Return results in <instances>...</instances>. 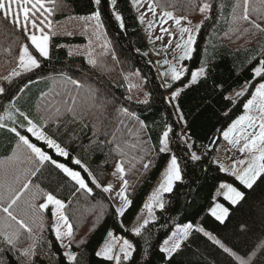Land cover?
Listing matches in <instances>:
<instances>
[{"label":"trees","instance_id":"trees-1","mask_svg":"<svg viewBox=\"0 0 264 264\" xmlns=\"http://www.w3.org/2000/svg\"><path fill=\"white\" fill-rule=\"evenodd\" d=\"M152 2L160 12L172 10L191 20L199 16L203 3L211 5L196 34L191 59L184 61V76L169 88L157 73L130 0H115V5L112 0H101L100 5L94 0H51L49 57H41L40 68L31 71H19L22 47L28 45L34 53L28 34L0 17V86L5 88V93L0 94V115L29 95L33 100L24 99L21 112L38 126L47 124V134L92 173L89 176L78 165L32 138L26 132L27 122L22 116H19L21 123L18 119L15 124L5 119L9 124L0 128V182L18 190L25 180H31L15 211L33 232L30 237L23 233L22 243L15 250L3 243L0 235V264H68L53 231L51 208L43 211L38 208L46 198L36 195L33 199L39 191L36 185L64 202L62 210L73 231L68 243L70 239L78 264H116L96 255L110 231L134 245L131 258L122 260L121 264H238L235 257L248 259L253 252L252 264H264V176L258 177L251 189L246 188L233 175L221 171L215 160V145L208 146L213 135L220 134L243 114V105L251 98L257 83L264 80L253 74L259 61L264 59V32L250 22L255 21L264 28V2L248 0V21L241 19L244 0ZM97 10L103 25L99 37L93 31L96 21L90 19ZM114 13L122 17L123 27ZM102 43L108 45L109 54L99 57ZM89 54L100 59L102 66L93 67ZM202 65L207 75L180 90L179 96L171 100L168 91L186 85L191 73ZM13 71L20 74L13 77ZM137 72L139 76L134 75ZM4 77H10L11 83ZM68 78L78 81L80 87ZM244 84L247 89L243 96L230 97ZM130 85L137 87L129 90ZM65 94L76 97L75 116L65 112L62 105L60 114L54 110ZM122 109L135 115L125 114ZM12 125L52 159L80 171L93 192L77 191L74 181L47 162L39 172L30 175L36 161L30 159L29 150L8 130ZM169 125L173 130L169 148L178 158L183 179L174 184L171 193L164 194V208L157 210L154 220L136 236L130 225L169 157V153L159 152L160 137ZM181 131L187 133L183 139ZM189 144L191 151L201 156L199 161L190 159ZM118 161L125 169L123 177L128 181L126 196L130 201L123 216L115 214L108 194L91 183L95 177L103 186ZM148 161L151 166L144 170L143 163ZM16 176L20 177L19 182ZM223 182L237 188L243 199L233 205L223 196L218 197L228 209L221 223L209 209ZM33 204L37 206L35 211ZM6 222V214L0 212V229ZM189 223L194 227L188 238L167 258L160 251L161 242L175 227ZM197 227L211 233L235 256L224 252L202 232L195 231ZM30 245L35 246V254L20 255Z\"/></svg>","mask_w":264,"mask_h":264},{"label":"snow or ice","instance_id":"snow-or-ice-1","mask_svg":"<svg viewBox=\"0 0 264 264\" xmlns=\"http://www.w3.org/2000/svg\"><path fill=\"white\" fill-rule=\"evenodd\" d=\"M134 2H138V0H134ZM264 2V0H262ZM96 5L101 4V0H94ZM248 0H244V14L241 19L248 21L249 14L247 8ZM112 4L115 5V0H112ZM148 11L156 16V9L152 4L147 6ZM41 9H44L43 0H0V17L4 19H8L13 25L18 26L23 29V31L28 34V26L31 25V28L36 31H42L38 27L36 17L37 12ZM211 9L210 3H203L202 7H200V12L204 13ZM51 14L50 9H45ZM115 19L117 21H121V27H123L122 17L118 13H114ZM90 19L96 21L94 26V35L98 37L101 35L100 29H102V21L100 11L97 10ZM163 23H166L168 19H174L176 25H181L182 19L184 18H174L172 12L164 11L162 16L160 17ZM141 22H143V14L141 15ZM257 30L264 32V28H261L259 23L255 21H250ZM43 23V21H40ZM152 27L151 22L149 23V28ZM162 32H168V29H161ZM247 31V30H246ZM185 34H187V39L184 44L177 43L176 49H183L182 54L178 56L179 61H183L185 59H191V53L194 51L193 45L195 43V36L192 30L188 27H180V36L181 39H184ZM169 35L171 33L169 32ZM157 39H161V37H157ZM28 40L31 43V46L34 48V53L29 51V46L24 45L20 51L19 55V67L23 68L25 71H31L33 69H39L40 58L47 59L49 57V47L48 35L37 36L36 34H28ZM171 43V41H169ZM102 51L99 53V57H104L109 54V48L106 43H102L100 45ZM38 54V55H36ZM112 59L115 60L116 57L113 54ZM89 63L93 67L102 66V61L97 57H93L89 54ZM167 63V62H165ZM186 68L183 66L177 68L172 67L170 69V75L172 81L181 80L184 75ZM20 73L17 71H13L11 76H18ZM253 74L255 76L261 77L264 79V59L259 61V66L254 68ZM134 75L139 76V73H134ZM162 76L167 78L169 76V72L161 73ZM207 72L205 67L202 65L197 71H193L191 73V84H195L201 76H206ZM9 83H11L10 77H4ZM73 85L80 87L79 82L68 78ZM127 79V77H126ZM171 87V84L167 85ZM132 87H137V85H130L129 90ZM5 93V88L0 86V94ZM179 91H174L171 97V100H174L177 96H179ZM245 93L243 90L236 92V98L243 96ZM60 95V94H58ZM131 99V97H127ZM225 99H229V97H225ZM235 104V100L232 101ZM77 100L76 97L71 96L70 94H65V97H62L59 104L54 106V110L57 114L61 113V105L64 107V111L67 113H72L75 116V106ZM147 103V100L144 101ZM243 108L246 113H251L253 110L257 113L256 116L252 115H244L240 116L228 130L223 132V137L225 140H229L230 133L237 132V135L234 139L230 140V143L240 144L241 140H243V144L240 147V152L242 154L247 153V159H241L238 161L239 165L243 167L237 168L234 164L231 168V175H233L240 184L244 185L246 188L251 189L253 185L256 183L257 178L264 176V83H259L255 86V90L251 93V98L247 100V102L243 105ZM125 114H129L127 109H122ZM129 115H135L134 113ZM19 116H22L23 119L27 122L26 132L31 134V137H34L36 141L42 142L47 146L48 149L53 150L56 155L69 160L71 164L78 165L80 168L87 172L89 176H92V173L89 171L88 167L76 157L70 156V153L66 148L62 147L60 143L56 141L53 137L47 134L45 129L47 128V124H41L38 126L33 122L25 113L20 112ZM182 118V117H181ZM5 119L12 120L15 124V120L12 117V113L7 109L4 115H0V128H6L7 125L4 123ZM245 121L247 124L245 125ZM23 127V125H20ZM8 130L15 134L18 138L20 144L25 146L30 152V159H34L36 161V167L31 170L30 175H35L40 171L41 166H43L46 162L55 166L64 176L70 178L75 182V185H78L77 191L84 190L85 192L91 194L93 189L86 183V179L82 177L81 172L74 170L69 167L65 163L57 162L53 160L51 155L46 153L41 147L37 146L36 143L30 141V138L24 134H22L17 127L8 128ZM172 127L169 125L166 127V130L163 131L162 136L159 140V152L160 153H170L171 149L169 148L170 143V133H172ZM187 136V133H181V138ZM186 142V141H185ZM189 151L191 152L190 159L193 162L199 161L201 159L200 155H197L195 152L191 151L192 145H188ZM135 159V158H134ZM139 159H143L140 157ZM131 163V162H130ZM151 166V161L147 163H143L144 170H148ZM116 171L121 173L123 176L125 169L123 167V163H118L116 166ZM221 171H229L228 169L223 168L221 166ZM182 170L180 163L178 161L177 156L172 153L170 155L169 161L167 162L165 169L163 171L162 179L158 184V187L151 193L149 201L144 204V208L148 210L149 218L152 217L153 208H164L163 196L165 193H171L174 188V184L177 181H181ZM15 180L19 182L20 177L16 176ZM91 183L95 185L96 188H102L103 192H110L112 190V186H102L99 184L95 177L92 178ZM31 186V180H25L22 183L21 187L17 190L14 189L11 184L0 182V212L6 214L7 222L3 225V228L0 229V235L3 236V243L9 245L11 249L15 250L19 243H22L21 236L23 233L29 234L31 236L33 229L32 227L19 215L16 214L15 207L18 206V201L21 200V197L24 195L26 191H28ZM128 186V181L124 180L123 187L121 191L118 193L120 201L123 206L115 208V214L117 216H123L125 209L130 206V201H128L126 196V189ZM39 191L33 195V199H35L36 195H43L46 198L45 203H41L38 205V208L43 211L48 208L49 205H54L57 212H59V219L63 222V225L67 226V232L62 233L60 227H54L53 231L55 232L57 240L61 241V247H70L71 240L69 239V243L65 245L63 243L64 236L69 238L72 237V225L69 223L67 216H65L61 209L65 207L64 202L60 199H57L53 194L46 193L43 189H39V185L35 186ZM220 187L225 188L227 191L225 193V199L229 200L231 204L235 205L243 199V194L238 191L235 187L229 184H221ZM6 205V206H5ZM33 210L35 211L36 205H31ZM57 213L54 212L53 216ZM211 214L221 223L224 222L225 217L228 215V209L222 207L217 204L212 208ZM148 224V220L144 221V225ZM18 226V227H16ZM41 227H43V223L41 222ZM193 225L191 223L184 225L183 227H178L172 235L164 240L163 246L160 248L162 253H165L167 258H171L172 254L181 248V245L184 240H186L189 236L191 230H193ZM7 229H13L12 231H7ZM195 231L202 232L209 240H211L214 244L218 245L220 248L224 250V252L229 253L230 255L235 256L234 253L231 252L229 248H227L220 240L216 239L211 233L206 232L203 228L197 227ZM108 235L113 236L112 232H109ZM133 235L139 236L141 235V228L137 227L133 231ZM116 245L114 243L106 244L101 251H98L96 255L98 257H103L106 260H115L116 264H121V261H127L131 258L133 252L135 251L134 245L130 243L127 239L122 241V244L119 246L118 253L114 251ZM35 254V246L30 245L27 249H24L20 255L24 257H29ZM68 264H78L77 256L74 253L66 252L65 253ZM255 256V252L252 253L248 259H244L242 257H235L238 260V264H252V259Z\"/></svg>","mask_w":264,"mask_h":264},{"label":"rangeland","instance_id":"rangeland-1","mask_svg":"<svg viewBox=\"0 0 264 264\" xmlns=\"http://www.w3.org/2000/svg\"><path fill=\"white\" fill-rule=\"evenodd\" d=\"M43 3H44V9H41L39 12H37L36 17H34L35 19H37L38 27L40 29H42V31H36V30L32 29L31 25L29 24V26H28V34L34 33L38 37L41 36V35H48L49 36V12L45 11V9H51L50 8L51 0H43ZM130 3L132 5L134 13H135V15H136V17L138 19L139 24H140V27H141V30L143 32L144 38H145V40H146V42L148 44L149 53L151 55L152 61L154 62V65L156 67L157 73H158L163 85L167 86L168 84H171L172 82H174V81L171 80L170 69L172 67L179 68L181 66H183L185 68L184 61L186 59L183 60V61H179L178 60V56L180 54H182L183 49H176V44L177 43L184 44L186 42V39H187V34H185L184 39H181L180 27L183 26V27L190 28L192 30L194 36L196 37V34H197V32H198V30L200 28L201 23L208 16L209 11H206L204 13L199 12V16L196 19H194V18L192 20L188 19V18L187 19H182L181 20V25H176L175 22H174V19H168L166 23H163L161 21V19H160V17L162 16V13H163L162 11L160 12V11H158L155 8L156 9V16L155 17L153 16V14L151 12L148 11L147 6L149 4H152L154 6L152 0H138V2H134V0H130ZM202 5H201V7H202ZM168 11L172 12L174 18H184V16L178 15V13H176V12H174L172 10H168ZM142 14H143V22H141V15ZM40 21H43V23H40ZM150 22L152 24L151 28H149V23ZM162 28L168 29L169 31L168 32H162L161 31ZM169 32L171 33V35H169ZM157 37H161V39H157ZM169 41H171V43H169ZM165 62H167V63H165ZM197 70L198 69H196L195 71H197ZM19 71H24V69L20 67ZM164 72H169V76L167 78H165L164 76L161 75V73H164ZM259 83H264V80L260 81ZM189 84H191L190 81L184 86H181V87L180 86H175L174 88H172V89H170L168 91V96L171 98L174 91H179L180 92V90H182L183 88L187 87ZM246 89H247V84H244L243 86H241L238 89H236L230 95V97L236 98V95H235L236 92H239L241 90H243L245 92ZM27 93L28 92H26V94ZM28 98L31 99L30 101L33 100L29 95H27L25 98L22 97L20 99V101H18L15 104H12L11 107L7 108V110L12 113L13 119L15 121H16V119H18L19 123H21V118L19 117L18 113L21 112L22 105L23 106L25 105L24 104V99H28ZM34 103L37 104V102H34ZM244 115L256 116L257 113L255 112V110H253L251 113H246L245 110H244V112H243V114L241 116H244ZM244 123L246 125L247 121H245ZM8 124H6V125L8 126ZM231 124L227 127V129L223 130L220 134L216 133L215 135H213V137L211 138V140L209 142V144H211L212 146L215 145V149H216L215 150V152H216L215 160L217 161V163L220 166H223V168L228 169L229 171H226V172H228L230 174H231V168H232V166L234 164L236 165L237 168L243 167L242 165L238 164V161L241 160V159H247L248 158L247 157V153L242 154L240 152V150H239L240 147L243 144V140H241L240 144H233V143L229 142L230 140H232V139H234L236 137L237 132L230 133L229 140H225L224 139L223 132L228 130V128L231 126ZM12 126L14 127V125H12ZM181 133H182V131H181ZM32 138H34V137H32ZM30 141L33 142L31 139H30ZM171 154H172V151L169 153V157L167 159V162L169 161V158H170ZM167 162H166V164H167ZM118 163H120V161L115 163L114 167L109 172V175H108V178H107L105 184L103 185V186H108V185L112 186V190L110 192H106V193L108 194V196L111 199V201H112V203H113L115 208L123 206V204L120 201V198L118 196V193L121 191V189L123 187L124 177L121 175V173H118L116 171V166H117ZM166 164H165V166H166ZM165 166L161 170L159 176L157 177L156 181L154 182L153 186L151 187L148 195L145 197V199H144L139 211L137 212L132 224L130 225V230H131L132 233H133L134 229L137 228V227H140L142 229L145 226L144 225V221L146 219L148 220V223L152 222L154 220V218H155L156 211L160 209V208H153V211H152V217L153 218L150 219L149 215H148V210L144 208V204L149 201L151 193L158 187V184L160 183V181L162 179V175H163V171L165 169ZM223 183L224 184H228V183H225V182H223ZM226 191L227 190L225 188H221L220 192L216 193L217 194L216 198L214 199V202H213L211 208L209 209V213L210 214H211L212 208L215 207V205H217V204H219L222 207L226 208V206L218 199L219 196H223V198L225 199ZM57 199H59V198H57ZM128 201H129V199H128ZM227 201L230 202L229 200H227ZM45 202H46V199H45V201L43 203H45ZM48 207L51 208L53 213L54 212L57 213L55 216H53V228L54 227H60L62 233H66L67 232V226L63 225V222L60 221L59 212H57L55 206L54 205H49ZM60 212H62L64 214L62 209L60 210ZM178 227H183V226L175 227L171 231V233L167 236V238H165L164 240L168 239L172 235V233L176 231V229ZM68 238L69 237H67V236H64V238H63V243L65 245L68 244ZM124 239H126V238L118 236V235H115V234H113V236H111V237L107 234L104 242L102 243V245L100 246L98 251H101V249L106 244L114 243L116 245V248L114 249V251L116 252V254H119L118 253V249H119V246L122 244V241ZM164 240L161 242V247L163 246ZM59 243L61 245V241H59ZM62 249H63L64 255H65L66 252L74 253L72 251L71 247H62ZM113 261L116 263L115 260H113Z\"/></svg>","mask_w":264,"mask_h":264},{"label":"crops","instance_id":"crops-1","mask_svg":"<svg viewBox=\"0 0 264 264\" xmlns=\"http://www.w3.org/2000/svg\"><path fill=\"white\" fill-rule=\"evenodd\" d=\"M221 184H224V183H221ZM221 184H220V185H221ZM221 188H222V187L219 186V188L217 189L216 193H219ZM216 193H215V195H214V199L216 198V195H217Z\"/></svg>","mask_w":264,"mask_h":264},{"label":"water","instance_id":"water-1","mask_svg":"<svg viewBox=\"0 0 264 264\" xmlns=\"http://www.w3.org/2000/svg\"><path fill=\"white\" fill-rule=\"evenodd\" d=\"M208 146H210V147H211L212 145H211V144H208Z\"/></svg>","mask_w":264,"mask_h":264}]
</instances>
